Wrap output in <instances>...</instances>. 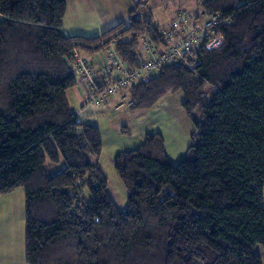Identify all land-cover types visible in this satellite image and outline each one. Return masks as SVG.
<instances>
[{
  "label": "trees",
  "instance_id": "trees-1",
  "mask_svg": "<svg viewBox=\"0 0 264 264\" xmlns=\"http://www.w3.org/2000/svg\"><path fill=\"white\" fill-rule=\"evenodd\" d=\"M146 2L128 23L84 36L63 31L67 0H0V196L25 191L27 264H264L256 252L264 248V0H202V13L219 17L223 43L202 45L187 54L192 66L166 65L128 90L131 109L184 92L196 131L177 165L159 133L119 152L122 211L92 161L102 135L70 105L73 62L114 46L137 67L144 38L162 51L169 24L140 17ZM61 159L64 169L49 175L47 160Z\"/></svg>",
  "mask_w": 264,
  "mask_h": 264
},
{
  "label": "rangeland",
  "instance_id": "rangeland-1",
  "mask_svg": "<svg viewBox=\"0 0 264 264\" xmlns=\"http://www.w3.org/2000/svg\"><path fill=\"white\" fill-rule=\"evenodd\" d=\"M105 1H108L109 6L108 8L104 7V13L102 14L107 21L113 23L124 21L128 23L129 11L135 8L140 0ZM143 1L147 2L143 5L142 10H139V16L144 17L146 13L150 12L155 22L164 27L171 22L172 17L179 10L201 11L202 13V6L200 5L202 0ZM74 17L70 20L71 24L76 22L78 25L85 27L81 23L84 21H76ZM207 20L202 17L199 19V23L204 24ZM64 22L66 25L69 24L68 18ZM66 28L68 30V27ZM100 28L91 31L87 36H96L103 33V29ZM184 100V92L178 90L169 92L151 109L125 107L121 110H116L113 107L108 110V114L103 115L98 111V116L91 119L97 122L103 141V150L100 157H92V161L98 163L103 175L107 178L108 193L119 210H125L128 199L127 187L115 167V157L119 152L136 149L144 142L148 134L156 133L164 137L168 159L174 165H177L189 152L193 144V134L196 131V126L183 107ZM196 117L199 118V114H196ZM64 167L65 162L62 159L61 162L57 163L50 160L46 162L47 173L51 176L62 171ZM12 193L8 198L0 200V209L2 211L0 217L3 218L0 221V245L7 246L5 255L9 256L12 252L14 257H17L23 255L25 251V191L23 187H18ZM83 194L87 201L91 199L90 190H85ZM9 208L13 209V213L10 216H8V213L6 214ZM8 246L11 248H8ZM256 252L261 255L264 262L263 246L257 245Z\"/></svg>",
  "mask_w": 264,
  "mask_h": 264
},
{
  "label": "built area",
  "instance_id": "built-area-1",
  "mask_svg": "<svg viewBox=\"0 0 264 264\" xmlns=\"http://www.w3.org/2000/svg\"><path fill=\"white\" fill-rule=\"evenodd\" d=\"M209 18L204 24L199 23L200 18ZM218 15L201 16L188 11L177 12L169 25L163 28L165 47L160 51L156 44L147 38L143 40V50L147 57L137 67L128 66L117 53L114 47L108 50L100 73L92 66L90 58L76 54L72 68L76 75L86 81L91 89L88 102L83 104L79 113L85 111L95 112L97 108L112 102L114 109L130 108L133 104L128 89L137 82L155 76L158 71L170 64L186 63L192 66L187 54L198 47L205 45L208 49L219 47L223 43V35L217 34L219 25ZM101 77L104 83L99 84ZM118 96L117 101H112Z\"/></svg>",
  "mask_w": 264,
  "mask_h": 264
},
{
  "label": "crops",
  "instance_id": "crops-1",
  "mask_svg": "<svg viewBox=\"0 0 264 264\" xmlns=\"http://www.w3.org/2000/svg\"><path fill=\"white\" fill-rule=\"evenodd\" d=\"M67 6H68L67 14L64 18V21L66 18H68L69 24H67L68 25L67 26L65 22L63 23V31L67 35L87 36L88 33H90L91 31H94L95 29H99L101 27L100 29H103V31H106L107 29L113 27L115 23H117V22L113 23L111 21H107L105 16L102 14L104 13V7L108 8L109 6L108 1H105V0H67ZM74 15L76 16L74 17ZM73 17L76 19V21L77 20L84 21L81 23H83L85 27L81 26L80 24L78 25L76 22L74 24H71L70 20ZM66 27H68V30ZM112 47L114 46L101 50L100 52L96 54L89 55L92 65L97 70H100L103 67L108 50ZM77 78H78V83L70 91V94H69L70 105L75 111H77L78 118L81 121L91 122L97 125V122L91 119L96 118L98 116V111L101 112L103 115L108 114V110L110 108H113L112 102L99 108L94 113H91L90 111H85L84 113L80 114L79 111L82 105L87 101L89 97V90H88L86 81H84L80 76H77ZM117 100H118V96H115L112 99L113 102ZM121 109H118V110H121ZM11 194L13 193L1 195L0 200H3L4 198H8V196H10ZM12 211L13 209L9 208L6 214L8 213V216H10L13 213ZM0 215H2L1 209H0ZM2 220L3 218L0 217V221ZM8 248H11V247L8 246ZM6 250H7V246L4 247L3 245H0V264H27L26 259H25V251L23 255L14 257V254H12V252L10 253L9 256L5 255L4 253Z\"/></svg>",
  "mask_w": 264,
  "mask_h": 264
}]
</instances>
